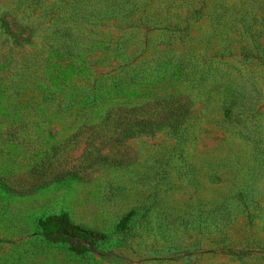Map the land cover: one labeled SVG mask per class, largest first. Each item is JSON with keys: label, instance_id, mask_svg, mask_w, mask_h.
<instances>
[{"label": "rangeland", "instance_id": "374dc122", "mask_svg": "<svg viewBox=\"0 0 264 264\" xmlns=\"http://www.w3.org/2000/svg\"><path fill=\"white\" fill-rule=\"evenodd\" d=\"M177 95L182 138L162 128L84 179L0 191V264H264V0H0V177L112 106ZM57 214L109 239L48 240L38 221Z\"/></svg>", "mask_w": 264, "mask_h": 264}, {"label": "trees", "instance_id": "16d2710c", "mask_svg": "<svg viewBox=\"0 0 264 264\" xmlns=\"http://www.w3.org/2000/svg\"><path fill=\"white\" fill-rule=\"evenodd\" d=\"M9 20L1 19L8 30ZM15 32L25 27L11 19ZM29 35L25 38L27 40ZM193 102L185 96H162L135 104H118L110 107L96 121L81 123L62 141L40 151L39 158L26 171L0 177V191L8 194H25L47 185L68 179H84L96 165L120 164L116 149L124 141L153 135L167 128L174 137L182 138L184 125L192 114ZM78 156L75 155L79 151ZM134 211L128 212L116 226L122 234ZM41 234L48 240L68 242L71 250L82 253L86 245L105 242L109 236L73 223L66 214L49 215L39 219Z\"/></svg>", "mask_w": 264, "mask_h": 264}]
</instances>
